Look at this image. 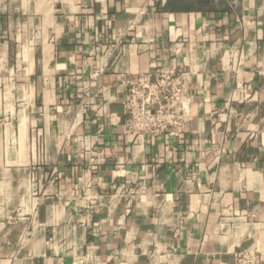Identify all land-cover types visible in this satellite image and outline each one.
Segmentation results:
<instances>
[{
	"label": "crops",
	"instance_id": "crops-1",
	"mask_svg": "<svg viewBox=\"0 0 264 264\" xmlns=\"http://www.w3.org/2000/svg\"><path fill=\"white\" fill-rule=\"evenodd\" d=\"M261 2L257 0V9ZM133 3L134 0H105L103 7L106 13L101 18V4L95 0H83L87 11L77 14L78 24L69 22L63 15H57L54 19L60 34L54 42L50 36L47 52L42 44L35 46L32 54L35 67L31 74L27 72L28 64H21L19 70H16L20 49L14 39L27 26L28 17L11 10L0 13V58H3L5 68L0 71V81L9 79L8 70L11 69L15 71V87H23L25 91L34 90L37 111L30 119L37 123L34 128L27 126L28 141L30 144L35 138L41 149L45 140L48 142L47 151L41 150L37 160L32 161L31 154H28L27 168L11 170L13 189L24 182L33 185L32 191L36 193L33 199L37 201L35 221L32 215H27L26 223H17L18 213L9 208L7 211L13 223H9L8 219L0 222L6 225L5 232H11L7 239L13 243L24 230L32 233L34 225L37 239L42 236L45 242L52 241L55 229V239L63 243L61 230L65 227L69 230L75 228L76 238L84 237L82 254L87 255L88 248H95L93 255L99 259L100 264L113 253L126 250L124 237L128 231L136 232L135 243L139 244L145 238L151 241L158 229L161 242L169 251L175 250L178 264H235L233 257L224 254L226 249H221L210 236L215 225L222 219H212L217 209L212 208L211 204L216 203L221 212L226 210L222 203L223 197L218 201L209 200L203 222L196 217L201 215L203 197L218 195L221 192V176H231L237 165L241 170L249 168L264 174V148L258 141L253 143L250 139H242L245 129L238 126L241 117L246 120L254 114L252 123L264 130V108L261 104L264 77L259 74L261 69L256 67V64L264 63V38L257 39V32L264 33V26L255 29L243 26L242 18L248 13L242 11V0H167L164 7H161L158 0H153L155 11L149 7L148 14L138 23L136 15L126 11ZM55 7L59 12L61 5ZM251 16L254 24H264V17L257 20L255 11ZM88 20L92 24L85 27ZM202 24H206L203 31ZM49 32L52 30L49 29ZM85 36L88 37L87 41ZM250 51L255 63L250 68L240 69L242 74L238 76L237 71L233 70L231 55L236 54L238 63L240 54L247 57ZM225 52L229 53L227 68L224 64ZM100 60H104V64H100ZM185 60L189 63L193 60L197 62L200 67L197 73L201 78L199 82L196 76L191 75ZM58 65H66L67 71H57ZM157 66L165 72L185 73L189 77L186 81V94L191 99L189 107L195 108L196 114L178 137L171 136L169 139L170 136L166 134H139L144 136L143 142L138 137H133L129 142L128 136L131 133L125 129L122 105L126 79L150 72ZM97 70L100 73L96 80H92L91 76ZM92 84L95 87L86 86ZM204 85H207L206 89ZM103 88L109 89L112 103L104 100L101 92ZM2 91L3 85L0 84ZM13 95L19 97L21 94L14 92ZM244 95L249 98L255 95L257 102L241 103ZM87 101L95 102L96 112L91 110L92 105ZM105 104L107 111L98 115L99 109ZM57 106L63 108L64 116L51 121L46 134L44 115L56 116ZM205 107L210 109L207 114ZM228 109L234 110L236 117L221 123L219 116L229 115ZM81 111L82 123L77 131L93 145L90 151L94 155L88 159H81L85 150L70 141L61 144L59 151L56 148L61 125L71 128L76 115ZM29 113H32L31 109ZM113 116L119 121L116 125L111 123ZM4 119V116H0V122ZM201 122L203 133L200 131ZM217 124L220 125L218 129ZM16 125L17 121H13L14 128ZM75 136L73 134V140ZM138 146L146 151L133 162L134 152L131 149ZM213 148L221 153L219 163L210 171L206 168L207 175H204L200 173L199 165H207L209 156L205 155L203 160L200 156L202 153H210ZM99 160L103 163H97ZM120 160L124 161L123 168L137 175L142 167H147L151 179L146 181V187L152 195L161 197L157 204L163 203L161 189L173 193L175 206L168 225L161 229L158 223H154L161 219L160 207L148 209L145 215L136 209L135 201L128 208V200L122 198H118L115 211L109 215L114 203L111 197L122 185H126V180L112 178ZM86 172L90 173V181L100 180L107 185L101 188L97 183L91 184L90 190L102 197L95 201V208L84 204L83 186L79 181ZM189 181L191 188L188 186ZM197 181L203 191L197 188ZM138 183H127L125 195L127 188H136ZM64 193H70L72 199L69 200ZM20 194L23 195V189ZM224 195L233 196L235 203H230L228 207L238 206L240 211L256 216V219L250 220L251 223L260 222V214L253 212L257 207L264 210L258 195H253L249 200L248 193H234L231 186L224 191ZM193 203L197 205L195 212L191 211ZM125 211L129 213L127 216ZM61 213L63 215L59 227H56L53 221ZM189 214L193 217L191 220H188ZM121 217H124L125 227L118 230ZM177 232L181 235L175 236ZM205 238H208L207 243ZM153 251L154 247L150 246L148 252ZM46 255L52 258L51 251H47ZM134 255L138 259L130 264H152L150 257L141 256L139 249ZM33 264H43V261L36 260ZM64 264H72V261L65 260Z\"/></svg>",
	"mask_w": 264,
	"mask_h": 264
},
{
	"label": "clouds",
	"instance_id": "clouds-1",
	"mask_svg": "<svg viewBox=\"0 0 264 264\" xmlns=\"http://www.w3.org/2000/svg\"><path fill=\"white\" fill-rule=\"evenodd\" d=\"M96 3L101 4V18L105 16L106 9L103 7L105 0H95ZM161 7L167 5V0H158ZM257 0H242V11L247 12V16H243L242 24L247 29H255L257 27L264 26L261 23H253L251 13L255 11L257 20L260 17H264V0H262L259 9L256 8ZM61 5L59 12L56 9V5ZM141 5H144L141 7ZM153 8L155 11V5L153 0H134L133 6L128 8L126 11L129 14L136 15V22L138 23L144 16L148 14V8ZM16 11L24 16L28 17V24L25 28H22L15 36V42L19 46V54L17 56V69L19 70L21 64H28L27 72L31 74L35 67V62L32 58L33 51L37 44H42L44 46V51H49V41L50 36L54 42L55 38L59 36V29L56 27L55 17L57 15H63L65 19L73 24H78L77 14L81 12H86L87 9L83 5V0H0V13H5L8 11ZM171 16V14H167ZM226 22V21H225ZM92 21L88 20L85 27L91 26ZM201 31H203L206 24H202ZM49 29L52 32H49ZM170 31H172L170 29ZM54 34V35H53ZM178 34V33H177ZM247 35V33H245ZM264 38V33L257 32V39ZM88 37L85 36V41ZM205 39H207L205 37ZM252 57V52L248 53L245 57L242 53L239 57V62L236 61V54L232 53L231 60L233 63V70L237 71V75L240 76L242 73L240 69L248 67L250 68L252 64L255 63ZM229 53L224 54V64L225 68L228 66ZM87 63L91 64V61ZM185 64L189 65L191 69V75L196 76L197 81H200V76L197 73L200 71V67L197 62L193 60L189 63L188 60L184 61ZM100 64H104V60H100ZM258 69H261L260 75L264 77V63L256 64ZM4 60L0 58V71H4ZM57 71H67L66 65H58ZM9 79L5 81H0L3 85V91L0 92V116H4L3 122H0V221L8 219L9 223H13L10 219V213L7 209L12 208L13 211L18 213L17 223H26L25 216L32 215L33 222L35 221V207L37 201L33 199L36 195L32 191L33 185L30 182L20 183L15 189L12 185L14 183L12 178V169L27 168L28 167V154H31V160L35 161L39 157L41 150L47 151V140H45L43 149L38 144V141L33 138L29 144L27 136V126L36 125V120L30 119L31 115H34L37 111L35 108V96L34 90L28 89L25 91L23 87L17 88L13 84V78L15 77V71L9 69ZM98 75V74H97ZM97 75H92L91 79L96 80ZM184 79L187 81L188 76ZM179 83L176 81L173 85V91L175 93L173 99L168 104L167 109L161 108V112L171 111V115L160 116L159 120L156 122L157 125L160 121H165L168 124H172L175 127H179L176 124L177 120H183L185 123L189 121L192 116L196 114L195 108H190L191 99L186 95V86L181 91H175V84ZM89 87H95V84L86 85ZM141 87L148 88L147 83L141 82ZM164 85H161L163 88ZM207 88V85H204ZM199 90V89H198ZM21 94L19 97L14 96L13 93ZM104 100L109 103L113 102V99L109 97V89H101ZM156 88L149 89V95L145 97L142 92L133 91V101L131 104L132 109L135 113L136 123L133 126L131 134L128 136V141L131 142L133 137H138L140 142H143L144 136L139 135L144 133L148 135L150 132L149 125H153V119L150 114L144 111L145 106H150L158 101L154 100L153 97L158 96ZM238 99L237 97H233ZM136 99L142 101V103L137 106ZM247 101L249 104L257 102V97L254 95L249 98L248 95H244L241 103ZM87 103L92 105V111H97V105L94 101H87ZM208 99L205 94V105H207ZM139 108V111L135 110ZM227 108V105H225ZM29 109L32 113H29ZM107 111V104L99 109L98 115L103 114ZM210 109L205 107V113L209 112ZM56 116H51L47 113L44 115L45 122V133L48 134V129L50 122L56 120L57 117L64 116V110L62 107L57 106L55 108ZM229 115L225 116L221 114L219 119L221 123L227 122L232 118L236 117V112L232 109H228ZM183 113V116L180 114ZM81 113H78L75 117V123L72 124L71 128L67 125H61V135L57 138L56 148L59 151L61 144L65 141H70L78 145L80 148L85 150V155L81 156V159H88L94 153L90 150L92 144L89 143L87 139L81 137L77 129L82 123ZM255 118L254 114L249 115V117L244 120L238 121V126L245 129L244 136L253 141V143L259 142L260 146L264 148V130H261L258 125L253 124L252 120ZM13 121H17V125L13 127ZM243 121V122H241ZM111 123L116 125L119 123L118 119L113 116ZM264 123V121H262ZM156 126V125H153ZM219 124L216 128H219ZM230 130V129H227ZM200 131L203 133V122H201ZM73 134H76L73 140ZM39 135V133H37ZM175 135V134H172ZM215 136V132L213 133ZM171 139V136L169 137ZM79 151V149H78ZM134 152L133 162L140 157L141 153L146 150L142 146L135 147L131 149ZM220 152H217L215 148L212 149L210 153H202L200 159L203 160L205 155L209 156L207 165L200 164L199 171L204 175H207L206 168L208 171L212 167L219 163ZM190 157L189 159H193ZM91 163L92 161L89 160ZM97 163H103L102 160L97 161ZM124 164L123 160L118 162V170L112 173V178L126 180L127 183H136L139 181L136 188H127L125 195L126 185H122L116 194L111 197L112 207L109 210V215H111L119 202L118 198L128 200V208H131L132 202L135 201L136 209L142 213L147 214V210L154 207H160L162 211V216L160 221L154 222L161 226L168 225L170 223V216L173 213V208L175 206V198L173 193L163 192L162 205L157 204V201L161 199L160 196L152 195L146 187V181L151 179L148 175V169L146 166L141 168L139 175L130 173L125 168L122 167ZM94 170V169H93ZM224 171H227L225 169ZM195 179V177H193ZM211 182V181H209ZM97 183L101 188L107 187L100 180L90 181V173L86 172L83 178L79 181V184L83 186L81 189L84 193V204H90L95 208V201L102 199V197L97 196L93 191H91V184ZM189 188H191V181L188 182ZM197 188L203 191V188L197 181ZM231 186L234 193H248V199L251 200L253 195H258L259 203L264 204V174L260 172H253L249 168L241 170L240 166L237 165L235 172L231 176H221L220 187L221 192L218 195L209 194L203 197V204L200 205L201 215L196 217L200 222H203V217L207 214L209 200L218 201L223 197V206L226 210L220 211L216 203H212L211 207L217 209L216 216L213 220L222 217L220 222L215 225L214 230L211 231V238L219 245L221 249H226L224 253L227 256H231L235 260V264H264V210L259 207L253 210L254 213L260 214L259 223H251L250 220L256 219L255 215H251L246 211H240L237 207H228L230 203H235L233 201L232 195H224V191ZM21 189H23V195H21ZM63 195L68 196L69 200L72 199L70 193H64ZM243 198V196H242ZM195 201L196 198L194 197ZM196 203H193L192 212L196 210ZM67 207V205H64ZM129 213L125 211V216ZM58 216L53 223L56 227H59V221L62 217ZM193 217L191 214L188 215V220ZM6 225L0 222V264H33L36 260H42L43 264H64L65 260H71L72 264H100L98 258L94 257L93 253L96 251L95 248H88L87 255L82 254V249L84 248V237L81 236L79 239L76 238V229L72 228L69 230L67 227L61 230V237L63 243L55 239L56 233L54 229L52 241L45 242L44 238L41 236L37 239L38 233L36 232V226L34 225L32 233H28L24 230L18 237L15 238V243L8 240L7 237L11 235V232H5ZM125 227L124 217H121L118 225V230H122ZM136 232L128 231L124 237V242L126 244V250L120 253H113L111 257H107L103 264H130L131 261L137 260L138 257L134 255L137 249L140 250L141 256L150 257L152 264H178V257L175 256V250L169 251L167 246L161 242L160 230L158 229L157 235L151 237V241L147 238L142 239L139 244L135 243ZM181 234L177 232L175 236H180ZM30 237V238H29ZM182 238V237H181ZM205 238V243H207ZM251 242V243H249ZM247 245V247H245ZM154 247L152 253L148 252V248ZM239 250V251H238ZM47 251H51L52 258L46 255ZM79 254V255H78Z\"/></svg>",
	"mask_w": 264,
	"mask_h": 264
},
{
	"label": "built area",
	"instance_id": "built-area-1",
	"mask_svg": "<svg viewBox=\"0 0 264 264\" xmlns=\"http://www.w3.org/2000/svg\"><path fill=\"white\" fill-rule=\"evenodd\" d=\"M157 66L154 70L144 73V74H138L135 76H130L126 79V93L123 100V112L125 115V129L126 132L131 133L133 130V126L136 123L135 113L134 110L131 107L132 101L134 99L133 97V91L142 92L145 97L149 95V89L150 88H156L157 93L159 94L156 97H153L154 100L158 101L157 103H154L150 106H145L144 111L148 112L150 116L153 119V125H149L150 132L148 135L151 136H159L166 134L168 136L172 137H178L181 135L184 127L187 125V123L190 121H187L185 123L183 120H177L176 124L179 125V127H175L172 124H168L165 121H160V124L157 125L156 122L159 120L160 116L164 115H171V111H165L161 112V108L167 109L168 104L173 99L175 93L173 91L172 85L179 81V83L175 84V91H181L186 86V80L184 77L186 76L185 73H174V72H165L158 68ZM100 70L95 71L94 75H99ZM97 75V76H98ZM145 82L148 85V88L141 87V82ZM164 85L163 88H161V85ZM187 95V94H186ZM136 105L139 106L142 101L139 99H136ZM261 104L264 108V95L261 98ZM136 112L139 111V108L135 110ZM183 116V113L180 114ZM144 134V133H140ZM175 134V135H172ZM145 135V134H144Z\"/></svg>",
	"mask_w": 264,
	"mask_h": 264
}]
</instances>
